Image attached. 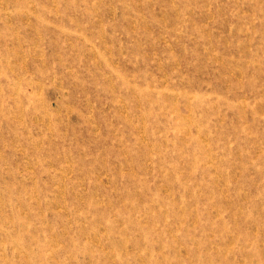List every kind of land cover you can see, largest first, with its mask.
I'll return each instance as SVG.
<instances>
[{"label": "rangeland", "instance_id": "rangeland-1", "mask_svg": "<svg viewBox=\"0 0 264 264\" xmlns=\"http://www.w3.org/2000/svg\"><path fill=\"white\" fill-rule=\"evenodd\" d=\"M0 264H264V0H0Z\"/></svg>", "mask_w": 264, "mask_h": 264}, {"label": "bare ground", "instance_id": "bare-ground-1", "mask_svg": "<svg viewBox=\"0 0 264 264\" xmlns=\"http://www.w3.org/2000/svg\"><path fill=\"white\" fill-rule=\"evenodd\" d=\"M6 11H8V10H6ZM28 11V10H27ZM36 14V13H35ZM9 28V27H8ZM19 31V30H18ZM55 105V104H54Z\"/></svg>", "mask_w": 264, "mask_h": 264}]
</instances>
